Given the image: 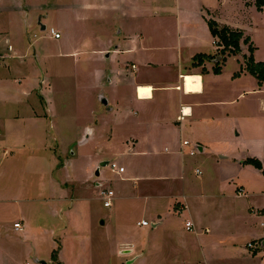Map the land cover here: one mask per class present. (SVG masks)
I'll list each match as a JSON object with an SVG mask.
<instances>
[{"label":"crops","instance_id":"1","mask_svg":"<svg viewBox=\"0 0 264 264\" xmlns=\"http://www.w3.org/2000/svg\"><path fill=\"white\" fill-rule=\"evenodd\" d=\"M74 4L73 1L68 5L59 2V10L73 12ZM85 8L91 9L95 18L100 8L125 12L114 2L100 6L85 3ZM135 12L139 19L137 33L124 37L115 48L109 44L94 48L97 39L93 31L83 42L86 52L89 50L91 57L95 53L104 68L93 72L98 79L100 101L94 99L91 127L85 128L90 134L72 147L87 146L92 136L94 144L104 146L106 151L96 157L87 151L81 154L75 151L62 166L60 114L50 73L57 75L66 66V63H53L55 59L74 61L78 52L66 53L61 46L53 48L46 51L43 65L37 62L36 51L37 59L31 61L23 47L12 44L9 26L0 28V176L11 180L22 173L12 187L7 182L0 185V203H11L9 196L22 197L21 219L13 224V230L19 233L31 223V213L36 211L40 216V233L51 243L49 253L53 264H94L92 250L100 252L102 257L110 244H115L113 251L119 264H249V259L238 254L237 241L241 238L239 235L252 232L242 220L235 199L249 197L244 188L247 186L241 181L258 184L264 180L262 170L249 163L260 160L248 156L246 151L238 152L233 161H229V156H221V162L215 159L217 170L206 162L211 156L207 146L210 147L211 139L224 122L228 125L242 122L239 124L243 127L244 121L251 118L247 108L235 115L227 106H235L236 110L235 104L240 98L258 91L251 85L247 88L248 82L257 79L245 71L235 76L244 65L245 46L239 55L231 56L237 59L239 69L232 71L233 75L227 79H223L227 61L221 73L215 74L218 65L215 59L205 60L201 66L195 60L198 55L216 57L218 54L206 20L240 28L219 22L210 10L208 15L194 12L191 15L178 6L172 19L176 30L168 26L171 19L167 15H155L147 20L146 15ZM9 14L10 8L0 9L1 22ZM45 19H49V14ZM78 20L88 21L82 15H78ZM55 30L62 33L60 29ZM121 33L119 30L118 34ZM63 34L59 39L50 35L61 40ZM187 76L200 78L199 86L189 92ZM258 86L259 90L264 88L259 83ZM141 87H151V95L140 93ZM98 102L105 108L97 107ZM101 120L107 122L105 128ZM104 130L106 135L99 138ZM193 147L198 151L191 155ZM198 152L203 157L195 162L209 167L206 170L211 172L202 178L203 172L196 165L194 173L199 182L195 187L188 182L186 172ZM109 155L118 161H105ZM29 161L32 166H24ZM102 163H117L125 170L123 173L111 170L116 176L110 178L104 173L107 165ZM72 167L63 178L62 171ZM251 168L258 172L256 176L244 180L238 177ZM237 180L240 184L236 187V196L234 193L231 196V182ZM103 191H113L112 206L105 207L111 214L93 206L104 202ZM254 201H250L249 218L262 216ZM99 218L104 220L96 223ZM107 218L111 219V238L106 229ZM142 221L149 225L142 226ZM187 222H192L193 231L186 229ZM16 223L20 224L19 229L14 227ZM260 227L264 228V220ZM6 228L0 221L1 235L12 229ZM59 238L62 240L58 241ZM54 251H58L57 262Z\"/></svg>","mask_w":264,"mask_h":264},{"label":"rangeland","instance_id":"2","mask_svg":"<svg viewBox=\"0 0 264 264\" xmlns=\"http://www.w3.org/2000/svg\"><path fill=\"white\" fill-rule=\"evenodd\" d=\"M75 4V10L65 11L58 6L60 4H70L71 2ZM256 0H0V9L10 8L11 14L7 18L0 20V28L5 29L9 26L8 32L11 33V41L14 46L18 45L23 47L27 51V57L31 61H35L37 58L34 57L35 51L38 53L39 58L38 63L43 64V57L48 54L46 51L52 50L61 46L64 47L65 52L72 53L75 51L76 59L72 61L71 59H55L53 63L65 64V68L59 66L62 70L59 74L55 75L50 73L51 84L54 87V95L56 97V107L58 113L60 114L59 128H61V140L59 145H61V166L65 163L66 158L71 157L75 151H87L88 154L92 156H97L99 152L106 151L104 146L99 144H94V138L91 136L89 144L87 146L73 144L78 143L82 137H86L90 134V131L85 130L91 127L92 123V111L96 105V101L99 100V95H97V82L98 79L93 75L96 70L104 68L98 62V56L93 54L91 57L89 55V50L86 52L84 46V41L90 37V31L94 32V36L97 42L93 43L94 48H101L103 45L109 44L110 47L115 48L124 37L130 34L134 36L138 29V16L135 15V11L139 15H146L147 20L152 19L155 15L169 16L168 19L170 25H168L173 30H176L174 20H172L176 14L178 6L182 8V12L189 11L199 15L203 13L208 15L210 10L212 13L216 14V19L223 24H227L231 27L240 28L244 33V37L251 39L252 46L255 48L254 58L257 61L264 62V11L260 12L255 6ZM119 4L121 9L125 12L120 13L118 11L101 10L98 9L99 15L95 18V15L90 10L85 8V3L91 4L92 6H99L111 4ZM98 3V4H96ZM84 7V8H83ZM69 8V7H68ZM58 10L60 12H58ZM203 10V12H202ZM106 11V12H105ZM47 12V13H46ZM49 14V19H45V16ZM78 15L86 16V22H78ZM41 18L42 24L47 26L46 31H42V26L39 24V19ZM81 24L78 26V24ZM54 27L55 29H60L63 34L61 40L54 39L49 30ZM201 27V26H200ZM198 28V27H197ZM239 29V30H240ZM122 30L121 34L118 31ZM2 31V30H1ZM201 34V29L197 30ZM129 37V36H128ZM127 37V39H128ZM209 37V35H207ZM211 43L210 37L208 38ZM212 45V44H211ZM246 48V56L250 55L249 44H241ZM208 46V45H207ZM217 45L214 47L216 48ZM218 47V46H217ZM44 49L42 52L41 50ZM23 50V51H24ZM217 50V48H216ZM41 51V52H40ZM42 53V55H41ZM41 55V56H40ZM217 57V56H216ZM227 58V63L224 67V78L227 79L230 75L239 69V63L236 58ZM71 62L69 63V61ZM78 61L82 63L79 64ZM113 63L114 59L110 60ZM85 62V63H83ZM44 65V64H43ZM58 67V66H57ZM50 68V67H49ZM105 68H109L105 63ZM96 69V70H95ZM58 69H53L57 71ZM30 77V75H27ZM254 82H248L247 88L253 86L258 91L248 93L249 96L240 98L235 106H227L231 109V113L235 112V115L240 113V110L247 108L250 113V119L244 121L243 127L239 124L242 122H235L231 125L223 123V126L219 127V131L211 139L212 143L210 147L207 146V150L210 151V160H207V164L217 170V165L215 159L220 161L221 156H229V161L239 156L238 152H249L248 156L257 157L264 170V161L261 160L264 157V109L261 110L260 107H264V88L259 90L257 81L253 78ZM40 85L37 84L36 88ZM140 93L148 92L151 95V87H141L139 89ZM30 101V99H29ZM99 104V102H98ZM100 109L105 107L101 104L98 105ZM246 109V110H247ZM102 127L107 126V122L101 120ZM220 120V124H221ZM249 122V123H248ZM85 130V131H84ZM84 131V132H83ZM101 132V131H100ZM237 134H240L237 136ZM106 135V130L99 135V138H103ZM57 137V136H56ZM73 140V141H72ZM24 142V140H23ZM72 142V143H70ZM100 142V140H99ZM258 142H260L258 144ZM192 143V142H191ZM194 144V143H193ZM72 147V148H71ZM111 151V148H107ZM209 151H206L208 153ZM203 156L200 152L192 158L191 165L187 166L186 177L190 184L195 187L198 186L199 178L195 175L194 171L197 167L196 160L201 159ZM109 161L111 159L118 161L112 155L107 156ZM81 165L84 164V160L80 161ZM103 162V161H100ZM99 162V163H100ZM221 162V161H220ZM218 163V162H217ZM24 166H32L31 162L25 163ZM203 172V177H206L211 171H207L209 167L198 165ZM254 167V166H253ZM67 170L62 171L63 178L67 177L72 168H65ZM37 170L36 167L34 171ZM83 171V168H81ZM264 171H262V174ZM18 173V172H17ZM104 173L108 177L113 178L116 175L113 174L109 164L106 166ZM255 168H251L248 173H242L238 177L242 180L247 177L256 176ZM11 180L8 177L0 176V185H11V187L16 184L19 175L16 174ZM21 181V180H20ZM7 182V183H6ZM241 183L249 192V197L247 199L236 200L238 204V211L242 213V220L246 223L247 227L252 233L239 235L241 237L237 241V251L241 256L246 257L249 264H264V248H261L262 242L264 241V228L260 227V223L264 220V180L258 182V184H246L245 181ZM237 184V185H236ZM239 181L236 183L231 182L230 195L232 196L236 187L239 186ZM258 195L259 197H254L253 195ZM3 197V196H1ZM8 197V196H7ZM13 200L11 203L1 204L0 203V221L7 225V230L11 229L8 234H0V264H41L45 262L46 264H53L50 259V241H45L42 237L39 229L38 219L39 215L36 211H33L31 223H28L24 232L19 233L13 230V224L15 221L21 219L22 203L20 196H9ZM255 200L253 205L256 209L262 211V216L258 218H249V207L251 206L250 201ZM231 201H233L231 199ZM99 209H102L106 214H111L110 209H106L102 202H96L93 204ZM2 207H5L2 208ZM4 209V210H3ZM255 209V210H256ZM247 216V217H246ZM96 223H100L103 218L96 219ZM111 219L107 218V227L109 231L110 238L112 237ZM27 224V223H25ZM11 236H10V235ZM28 237V238H27ZM62 239L59 238L58 241ZM251 244L252 248L248 245ZM115 244H110L108 252L104 250V253L93 252L94 264H119L116 261L115 253L113 249ZM35 253V254H34ZM89 255V253H87ZM249 257V258H248ZM40 258V259H39ZM58 258V257H57ZM87 259V258H86ZM89 259L91 261L90 255ZM54 261L57 262V259Z\"/></svg>","mask_w":264,"mask_h":264},{"label":"trees","instance_id":"3","mask_svg":"<svg viewBox=\"0 0 264 264\" xmlns=\"http://www.w3.org/2000/svg\"><path fill=\"white\" fill-rule=\"evenodd\" d=\"M255 6L258 11H264V0H256ZM209 26L212 36L216 40V45L218 46L217 57H222V60L217 63V67L214 69L215 74H220L222 70V65L227 61L228 57L239 55L242 52V43L249 44V56H244V65L240 72L235 76L238 77L241 73L248 72L254 76L259 85H264V62H256L254 58L255 48L252 46L251 39L244 37V33L239 29H232L228 26H221L215 20H206ZM217 57H211L209 55H198L195 57L196 64L201 66L205 60L216 59ZM250 164H253L256 168L263 170L260 162L256 160H250ZM264 173V172H263ZM58 251H54L53 258L57 259Z\"/></svg>","mask_w":264,"mask_h":264},{"label":"built area","instance_id":"4","mask_svg":"<svg viewBox=\"0 0 264 264\" xmlns=\"http://www.w3.org/2000/svg\"><path fill=\"white\" fill-rule=\"evenodd\" d=\"M49 32L56 39H59L61 37V34L58 31H56L54 28L50 29ZM184 144L188 145V142H184ZM197 151H198V148L197 147H193V149H192L190 154L194 155ZM109 167L111 168V170L113 172H117V173H123L124 170H125L124 167H120L117 163H109ZM197 173H199V171H197ZM102 196L104 198L103 199L104 207L110 208L112 206L113 191H103L102 192ZM141 225L142 226H148L149 223L147 221H142ZM14 227L16 229H19L20 228V224L16 223ZM186 229L188 231H193L194 230L192 222H187ZM249 247L252 248V245L249 244Z\"/></svg>","mask_w":264,"mask_h":264},{"label":"bare ground","instance_id":"5","mask_svg":"<svg viewBox=\"0 0 264 264\" xmlns=\"http://www.w3.org/2000/svg\"><path fill=\"white\" fill-rule=\"evenodd\" d=\"M186 82H187V90L192 91L194 89H196L199 84H200V78L199 77H195V76H187L186 77ZM195 84V85H194ZM197 84V86H196Z\"/></svg>","mask_w":264,"mask_h":264},{"label":"water","instance_id":"6","mask_svg":"<svg viewBox=\"0 0 264 264\" xmlns=\"http://www.w3.org/2000/svg\"><path fill=\"white\" fill-rule=\"evenodd\" d=\"M39 24L42 26V31H46V26L42 24L41 18L39 19ZM222 60V57L218 56L215 61L216 63H219ZM106 103V101H104ZM107 165V163H102V166ZM99 174V171L96 173ZM261 248H264V241L262 242ZM41 264H46L45 262H41Z\"/></svg>","mask_w":264,"mask_h":264}]
</instances>
